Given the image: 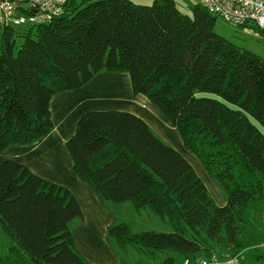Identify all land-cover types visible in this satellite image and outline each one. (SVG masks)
<instances>
[{
	"label": "trees",
	"instance_id": "1",
	"mask_svg": "<svg viewBox=\"0 0 264 264\" xmlns=\"http://www.w3.org/2000/svg\"><path fill=\"white\" fill-rule=\"evenodd\" d=\"M181 2L186 13L175 0H69L61 16L21 33L17 54L14 28L1 24L0 155L53 131L55 95L103 71L126 73L132 93L169 120L227 199L217 205L191 165L139 117L89 112L66 143L74 173L99 201L147 208L172 229L135 233L120 223L107 238L122 251L165 254L158 264L213 255L264 264V134L251 122L264 129V58L217 35V17L194 0ZM82 217L68 188L17 161L0 164V228L11 241L0 264H88L70 227Z\"/></svg>",
	"mask_w": 264,
	"mask_h": 264
},
{
	"label": "crops",
	"instance_id": "2",
	"mask_svg": "<svg viewBox=\"0 0 264 264\" xmlns=\"http://www.w3.org/2000/svg\"><path fill=\"white\" fill-rule=\"evenodd\" d=\"M244 28L253 29L247 24ZM255 33L264 37L259 31ZM252 51L264 58L261 52ZM50 109L53 131L36 144L11 146L0 155V164L6 160L17 161L33 174L68 188L82 209L83 217L70 225L82 258L88 264H121L116 248L107 238L108 227L114 225L111 218L114 204L99 201L92 188L77 177L66 143L75 134L80 119L93 111L133 114L142 119L161 142L181 155L182 140L169 120L146 97L132 93L129 75L123 72L98 73L83 88L55 95ZM216 204H225L223 197ZM96 218L99 220L95 221Z\"/></svg>",
	"mask_w": 264,
	"mask_h": 264
},
{
	"label": "rangeland",
	"instance_id": "3",
	"mask_svg": "<svg viewBox=\"0 0 264 264\" xmlns=\"http://www.w3.org/2000/svg\"><path fill=\"white\" fill-rule=\"evenodd\" d=\"M77 1L80 2L81 0H77ZM130 1L135 4L146 5V6L152 5L154 2V0H130ZM175 1H176V5L179 8V10L183 13H186L187 11L185 7L183 6L181 0H175ZM247 26L253 29H247L244 27L235 28L225 23L224 21H222L220 18L217 17L215 21V25H214V31L217 35L225 38L231 43H234L240 47L248 49L252 53L254 52L252 50H257L261 52L262 54H264V37H261L259 34L255 33V32L258 33V31L256 30L253 22H248ZM12 27L15 30V35H14L13 40L15 42V47H16L15 53L17 54L18 50L20 49V46L23 44L25 40L23 36L21 35V33H24L26 30H28L30 26L23 25V26H12ZM1 38H2V25L0 24V46H1ZM196 96L214 98L220 101H224L220 96L216 94H212V93H196ZM251 122L256 127H258L259 130L264 134V129L261 127V125L258 122H256L252 118H251ZM176 134L178 135V138H180L177 131H176ZM181 152H182L183 158L191 165L196 175L200 178V180L206 187V190L208 191L211 198H214L216 202H220V200L223 197L226 203V199H227L226 194L221 189L219 183L216 180L212 179L210 176H208L207 172L205 171L200 161L192 153L185 150L184 147L181 149ZM111 218H112V221L114 222V225H117L120 223L130 224L132 230L135 233L146 232V231L169 233L172 231L170 225L164 222L160 217L155 216L149 209L143 208V209L137 210L133 206V204L130 202L114 204L113 215ZM76 220H78V218L75 219V221ZM98 220H99L98 218L95 219V221H98ZM73 225L75 226L76 222ZM71 231L73 234V230ZM187 235L189 237L191 236L190 230H188ZM109 240L113 243V244L111 243V245L116 248V251L119 254V260L123 259L129 264H132V263L158 264L166 258V255L163 253H156L154 257H150V256H147L145 253H140L136 251L132 247H128L125 251H122L120 249L118 250L116 243H114V241L111 238H109ZM10 244H11V241L4 235V233L2 232L0 228V251H4ZM172 256L174 255L172 254ZM228 259L230 258L225 257V259L223 260L218 258L219 261H226ZM174 264H182V263L180 261H177Z\"/></svg>",
	"mask_w": 264,
	"mask_h": 264
},
{
	"label": "built area",
	"instance_id": "4",
	"mask_svg": "<svg viewBox=\"0 0 264 264\" xmlns=\"http://www.w3.org/2000/svg\"><path fill=\"white\" fill-rule=\"evenodd\" d=\"M69 0H0V24L11 26L40 25L61 16ZM208 13L235 27L253 22L258 31H264V0H194ZM264 248V244L262 245ZM182 264H239L236 257L219 261L211 259Z\"/></svg>",
	"mask_w": 264,
	"mask_h": 264
}]
</instances>
